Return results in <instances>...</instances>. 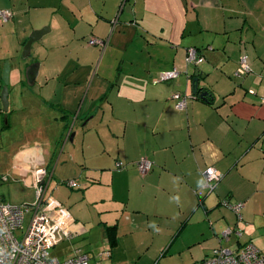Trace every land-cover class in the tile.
Here are the masks:
<instances>
[{"label":"crops","instance_id":"0c3cea01","mask_svg":"<svg viewBox=\"0 0 264 264\" xmlns=\"http://www.w3.org/2000/svg\"><path fill=\"white\" fill-rule=\"evenodd\" d=\"M0 11L11 14L0 32L17 21L18 38L47 29L41 40L57 41L41 43L48 42V56L39 54L24 74L10 51L0 52V98L7 61L14 85L9 113L0 99V168L12 170L6 183L35 190L36 170L46 169L48 190L52 184L58 193L65 188L70 199L61 193L59 200L49 199L60 202L76 223L78 236L69 243L87 234L79 208L88 190L109 188L112 194L94 200L126 204L136 182L143 190L152 185L175 195L160 215L168 221L164 229L178 230L176 237L194 222L203 233L211 229L206 223L221 200L244 203L242 221L227 224L222 233L238 226L245 242L264 254V236L257 238L256 227L242 223L254 207V217L264 216V200L254 198L264 193V0H128L124 8L121 0H0ZM93 38L105 47L90 45ZM193 47L205 59L198 67L186 64ZM244 54L252 73L235 80ZM175 69L177 78L159 80ZM198 73L208 101L194 97ZM176 94L186 98L184 109L177 107ZM143 160L153 163L146 175L139 167ZM210 167L222 178L215 190L221 192L206 197ZM122 207L116 223L92 221L113 263L124 230L134 234L138 227L128 225L135 223L132 211ZM259 224L264 232V220ZM110 226L117 228L113 248L106 235ZM85 247L91 263L102 262ZM73 251L55 257L65 260ZM159 252L161 245L146 264H161L167 251Z\"/></svg>","mask_w":264,"mask_h":264},{"label":"rangeland","instance_id":"374dc122","mask_svg":"<svg viewBox=\"0 0 264 264\" xmlns=\"http://www.w3.org/2000/svg\"><path fill=\"white\" fill-rule=\"evenodd\" d=\"M45 12V11H44ZM51 18V17H50ZM18 26L17 21L13 22V24L8 28V30L4 32H0V52H11L10 57L14 59V63L16 66H20L22 69L23 74L27 71L29 64L33 65L36 64V58L42 54L43 56H48L49 47L48 42L46 45L41 44L45 43L48 39H43L39 42H36L32 46L31 55L28 58L23 56L25 45L24 40H28L31 34L25 38H18V32L15 28ZM18 39H21V43ZM48 41L53 42L56 44V39H50ZM26 42V41H25ZM88 42V41H87ZM39 45V53L37 51V47ZM19 50V51H18ZM9 61L5 62L4 66V74L3 79L5 77V71L9 67ZM196 67H194L195 69ZM197 69V68H196ZM239 78L235 79L238 80ZM240 80V79H239ZM13 86L10 84L9 79V93L13 92ZM13 94V93H12ZM1 99V98H0ZM61 150V148H60ZM1 157V156H0ZM5 157V156H4ZM2 159V158H0ZM1 161V160H0ZM5 166L4 168H0V178L5 177L6 175L11 176V171H7ZM15 179V178H13ZM67 188V187H66ZM254 186H252V189ZM69 189V187L67 188ZM241 188H239L240 190ZM70 190V189H69ZM85 190V188L81 189ZM78 190V191H81ZM141 190V191H139ZM102 194H112L109 188H103L100 190ZM206 191V190H205ZM224 191V190H223ZM62 195H66L67 199H70V194L65 193V188L59 190ZM221 190L219 189L215 193H219ZM60 193L55 190V185L52 184L47 192V198L53 195L56 199L59 200ZM95 192L94 190H88V194L85 199H81L84 204L80 205L79 210L81 212H85L81 221L86 224L87 234H83L75 242L69 243L68 241L58 245L55 249L51 251L52 256H60L63 255L62 251L65 252L66 249L75 250L77 248H86L85 246H89L91 250V254H95L97 252L96 257L98 255L103 254L101 258L102 262H98L97 264H146L147 260L149 259V255L153 254L154 251L158 250V247L161 245V253L165 250L167 251V256L164 258L161 257V264H199L202 259L206 256L210 257L213 254V251L220 246H218L219 242L218 239H221L222 229L227 226V224L235 225L238 223V217L236 213L231 210L227 205H222L216 208L210 214L208 221L206 223L207 229H209L206 233L199 231L196 227L194 222V227L187 228V230L183 231L179 237H176L177 231L173 229V231L164 229L165 224L168 223L163 217H161V210L167 209L171 200L175 198V195L167 194L166 192L161 191V187H155L149 185L145 190L141 189L140 186H136V182L133 184V189L130 193L132 200L128 199L127 203L124 202H114L112 199L106 200L104 202L94 200L96 198H101V194ZM208 197L211 194L207 191L205 192ZM108 195V198H110ZM119 196V195H118ZM127 196H129L127 194ZM122 197V196H121ZM255 199H259V203L261 200H264V193L259 192L255 195ZM0 199L2 201L10 202L13 204H33L36 200L35 190L33 188H27L24 186L23 183H17L15 181H11L9 183L0 182ZM227 199L221 200L222 202L226 201ZM97 201V202H96ZM103 211L100 213L97 207L101 204ZM69 205V202L65 203ZM122 205L127 206V208L132 211V221L135 223H130L128 225L135 226L137 224L138 227L135 230L134 234L128 233V231L124 230V237L120 248H118V254L116 256L115 262L113 263L110 257L107 254L109 250L103 248V241L101 236V230L95 227L92 224V221H95L97 225L102 222H106L112 220V222L116 223V220L119 221L125 207ZM252 206V205H251ZM120 208V209H119ZM221 209V210H220ZM120 210V211H119ZM140 210V212L135 211ZM229 211V212H228ZM249 211V210H248ZM259 210L257 207L252 209V212L257 213ZM157 212L158 215L155 216L154 213ZM251 212V211H250ZM249 218L246 216L245 221L242 222L244 226L253 225L256 227L258 232L257 238L263 240L264 232L263 229L259 227V219L262 221L264 220L263 215H256L253 216V213ZM220 215V216H218ZM104 216V217H103ZM30 216L26 217L25 226H28ZM195 221V220H194ZM110 222V221H109ZM111 222V223H112ZM262 223V222H261ZM106 225V224H105ZM129 227V226H128ZM228 227V226H227ZM190 229V231H189ZM234 229V228H232ZM228 230V228L226 229ZM225 230V231H226ZM244 234V231H242ZM218 234H220L218 238ZM87 238L84 240V238ZM176 237V238H175ZM247 236L244 234L242 242L246 241ZM173 241L172 245L170 243ZM221 245H226L232 249H236L233 243L226 244L220 243ZM107 245V244H106ZM149 255L147 257H142L141 253L143 252L144 248L152 247ZM218 246V247H216ZM216 247V248H214ZM214 248V249H213ZM88 250V249H87ZM94 252V253H92ZM91 264H96L92 262ZM150 264V263H148ZM154 264V263H152Z\"/></svg>","mask_w":264,"mask_h":264},{"label":"built area","instance_id":"2783aa9c","mask_svg":"<svg viewBox=\"0 0 264 264\" xmlns=\"http://www.w3.org/2000/svg\"><path fill=\"white\" fill-rule=\"evenodd\" d=\"M125 0H122L124 5ZM11 14L9 11H0V21L6 23L9 21ZM90 45H100L105 47L104 40L93 38ZM203 57L199 56L198 50L191 48L188 50L187 63L200 64ZM252 67L249 64L248 55L244 54L240 59L237 77L247 76L252 73ZM179 72L175 69L170 72L161 74V81L166 82L177 78ZM179 102L177 107L184 109L186 107V98L177 94L174 96ZM70 135H68L69 137ZM140 170L146 175L152 163L142 161L139 163ZM35 195L36 200L33 204H12L0 199V264H91L89 254L82 248L73 251V255L65 260L52 256L51 251L58 245L76 238L77 232L74 230L76 225L68 210L55 199L47 198L48 171L38 169L35 173ZM221 176L217 170L210 167L205 172L204 187L213 193ZM7 180V177L3 181ZM75 186L73 182L70 183ZM234 210L239 219H242V203L231 204L229 201L222 202ZM30 216L28 226H25L26 217ZM228 229L223 232L222 236L226 240L232 234ZM241 236V233L237 232ZM110 257V252L104 253ZM100 257L103 254L98 255ZM201 264H264V254L252 244L234 252L229 248H221L213 252Z\"/></svg>","mask_w":264,"mask_h":264},{"label":"water","instance_id":"95a60500","mask_svg":"<svg viewBox=\"0 0 264 264\" xmlns=\"http://www.w3.org/2000/svg\"><path fill=\"white\" fill-rule=\"evenodd\" d=\"M128 0H125L124 5L122 4V0H121V8L125 7V4ZM47 34V29H42V30H37L34 33L31 34V36L29 37L25 48H24V53L23 56L25 58H28L31 55V51H32V46L35 42H39L41 41V39ZM198 74L195 75V78L193 80V87H194V94L197 95V93L199 92V82H200V78H198ZM207 97H209V93L208 92H202L199 95V98L201 99H207ZM1 101L3 104V108L4 111L6 113H9V106H10V100H9V67L6 69L5 71V77H4V87L1 93ZM68 135L71 136V131H69L66 135V139H68Z\"/></svg>","mask_w":264,"mask_h":264},{"label":"trees","instance_id":"16d2710c","mask_svg":"<svg viewBox=\"0 0 264 264\" xmlns=\"http://www.w3.org/2000/svg\"><path fill=\"white\" fill-rule=\"evenodd\" d=\"M0 23H2V24H5V23H3V22H1L0 21ZM106 43V42H105ZM100 46V45H99ZM101 47H103V46H101ZM194 48V47H193ZM196 49V48H195ZM196 50H198V49H196ZM198 53H199V56L200 57H203L202 56V54H201V52L198 50ZM187 55H188V51H187ZM203 59H204V57H203ZM205 60V59H204ZM204 60H203V62H204ZM202 62V63H203ZM202 63H200V64H202ZM186 64L188 65V66H190V65H192V66H196V67H198L200 64H198V65H196V64H188L187 63V56H186ZM234 76L236 77V79L237 78H241V77H237L235 74H234ZM198 78H200V73H199V75H198ZM159 80L161 81V76H160V78H159ZM173 80V79H172ZM161 82H163V81H161ZM200 93H202V92H200V89H199V92L197 93V95H195L194 97L195 98H197V97H199V95H200ZM177 95V94H176ZM179 95H181V94H179ZM175 96V95H174ZM183 97V96H182ZM177 100V103L179 102V100L178 99H176ZM203 100H205V101H208L207 99H203ZM152 168H153V163H152V167H151V169H150V171L152 170ZM149 171V172H150ZM148 172V173H149ZM205 183V182H204ZM219 185V184H218ZM217 185V186H218ZM207 190V192L209 193V190L208 189H206ZM215 192V191H214ZM226 201H229V200H226ZM230 202V201H229ZM231 203V202H230ZM240 203H242V202H240ZM221 204H222V202H221ZM231 204H237V202H235V203H231ZM243 204V206H245L244 205V203H242ZM231 209V208H230ZM232 210V209H231ZM234 211V210H233ZM235 212V211H234ZM236 213V212H235ZM236 215H237V217H238V222H240V221H242V219L240 220L239 219V216H238V214L236 213ZM241 216H242V214H241ZM228 229H231L233 232H232V234H231V236L229 237V239L228 240H226L225 238H223V236H222V238H221V240L222 241H224V242H228V241H230V239L231 240H233V239H235V242H234V246L236 247V250L235 249H232V248H230L229 247V249H231L232 251H234V252H238V250H241V249H243V248H245L249 243H247V242H242V239H243V236H244V234H243V232L241 231V229H239V227L237 226V227H235L234 229H232V228H228ZM107 239H108V242L110 243V245H111V248H113L116 244H117V228H116V226H110V227H107ZM237 232H239V233H241V236H239V235H237ZM221 248H228V247H226L225 245H223V246H220L219 248H217V249H215L214 251H216V250H218V249H221ZM213 251V252H214ZM110 252V254H111V251H109ZM110 257H111V255H110ZM208 257L206 256L204 259H202L201 261H200V263L199 264H201L203 261H205L206 259H207Z\"/></svg>","mask_w":264,"mask_h":264}]
</instances>
